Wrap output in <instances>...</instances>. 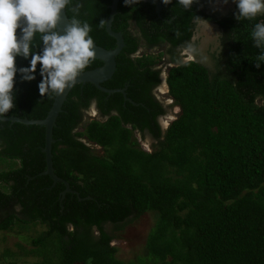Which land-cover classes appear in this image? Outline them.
Masks as SVG:
<instances>
[{
	"label": "trees",
	"instance_id": "1",
	"mask_svg": "<svg viewBox=\"0 0 264 264\" xmlns=\"http://www.w3.org/2000/svg\"><path fill=\"white\" fill-rule=\"evenodd\" d=\"M159 2L157 16L150 6L117 5L111 27L125 44L103 86L125 87L126 96L83 86L66 95L51 143L53 171L64 186L42 173L45 127L0 119V157L9 161L0 170V230L19 221L43 224L31 242L44 251V264H264V63L255 66L261 49L251 37L264 15L238 21L237 4L216 17L199 3L185 10L177 0ZM110 3L72 0L65 12L91 26L96 44L112 48L99 27ZM77 6L78 14L72 11ZM197 17L221 28L219 42L208 49L209 66L184 60L177 49L189 44ZM33 44V52H42L39 33ZM165 54L174 64L166 83L179 114L163 132L158 117L166 109L152 91L161 82L157 63ZM30 60L17 56L18 69ZM101 64L94 60L84 70ZM40 67L32 81L17 73L15 108L6 117L46 116L54 95L41 97ZM93 100L105 119H83ZM135 130L147 131L154 149L140 148ZM147 211L157 217L146 253L117 258L105 224L122 231Z\"/></svg>",
	"mask_w": 264,
	"mask_h": 264
},
{
	"label": "clouds",
	"instance_id": "2",
	"mask_svg": "<svg viewBox=\"0 0 264 264\" xmlns=\"http://www.w3.org/2000/svg\"><path fill=\"white\" fill-rule=\"evenodd\" d=\"M138 2L139 0H124L126 5H135ZM162 2L169 5L172 0ZM223 2L227 4L228 0ZM235 2L238 8L235 19L238 21L254 20L258 15H264V0ZM177 3L185 10H190L198 0H177ZM71 4L72 0H0V119L15 108L14 85L18 72L22 80L32 81L36 78L35 72L39 64L40 75L43 77L38 85L41 97L59 96L67 87L74 86L78 76L96 59L94 40L90 35L92 28L87 22L73 18L64 26L61 34L58 25L63 21L62 10H67ZM72 11L78 14L79 7H73ZM104 26L105 20L101 19L99 27ZM37 33L40 34L43 44L42 52L32 50ZM251 37L254 46L261 49L255 59V66L259 68L264 63V22L254 25ZM17 56H31L30 66L18 69ZM169 64L166 65V62L162 61L157 65L161 73L163 68L167 67L163 72L166 77L168 68L174 65L171 62ZM159 85L160 83L157 86ZM165 87L168 93L167 85ZM154 96L158 99L157 94ZM170 101L173 102L171 96ZM163 105L165 107L164 103Z\"/></svg>",
	"mask_w": 264,
	"mask_h": 264
},
{
	"label": "rangeland",
	"instance_id": "3",
	"mask_svg": "<svg viewBox=\"0 0 264 264\" xmlns=\"http://www.w3.org/2000/svg\"><path fill=\"white\" fill-rule=\"evenodd\" d=\"M208 3H212L211 0H207ZM222 5H219L220 3ZM213 4L212 7L219 9L220 12L229 11V6H233L235 0H228V3L225 4L223 0H218ZM232 3V4H231ZM231 4V5H230ZM228 8V9H227ZM205 26L204 30H202L203 37H200L197 42V52L193 54V47L184 46L183 51L181 52L185 56L183 59H198L202 61L206 65H211V59L209 56L208 48L211 50L215 48L217 43L219 42L220 30L214 24H203ZM217 42V43H216ZM206 46H209L206 48ZM159 49L164 48H155L150 49L153 53H157ZM186 49V50H185ZM142 48H140V51ZM139 51V52H140ZM185 53V54H184ZM164 61L166 65H170L168 62V56L165 54L158 61L157 65ZM167 67L163 68V71H166ZM154 93L157 94L158 99L161 100L165 104L166 112L160 118L162 122L167 123L171 121L174 117L179 114V107L174 105L173 102L170 101V96L167 93V88L164 84H160L154 89ZM87 113L85 114L86 120L91 118L103 120L105 117L99 115L98 112L92 110L91 108L87 109ZM79 130L82 128L79 127ZM133 137L137 138V144L140 148L151 151L154 149V144L156 141L149 135H141L139 132L134 131ZM96 151L99 154H104V151L101 147L96 145ZM9 162L5 160V157H0V170H2L1 166L5 163ZM16 209H19L18 206ZM1 213V212H0ZM156 213L153 211H147L139 215L138 217L133 218L130 222H128L122 231H118L114 229L112 224L106 223L105 229L113 234L115 237L111 240L110 244L116 248L115 255L117 258L123 261H129L135 259L137 256L144 255L146 253L145 250V240L149 230L153 227L156 221ZM45 229V226L39 222L37 223H24L18 222L15 223L12 229L10 230H0V264H39L45 263V255L42 249H37V246H34L31 242L33 237L40 234ZM50 248V246H48ZM53 249L57 252V248L54 245ZM54 252V251H53ZM56 259L57 253H52V257ZM51 264V263H46ZM80 264V263H76Z\"/></svg>",
	"mask_w": 264,
	"mask_h": 264
},
{
	"label": "water",
	"instance_id": "4",
	"mask_svg": "<svg viewBox=\"0 0 264 264\" xmlns=\"http://www.w3.org/2000/svg\"><path fill=\"white\" fill-rule=\"evenodd\" d=\"M122 0H111V3L109 5L108 12L105 17V26L103 27L104 32L108 37H110L114 43L115 46L112 48H105L101 45H98L94 42L95 49H96V61L102 62L101 65L96 66L91 69L83 70V72L78 76L77 83L74 86L67 87L65 92L59 96L54 95L53 101L51 104V107L49 108L46 116L44 118L40 119H30L27 117H18V116H5L1 120H8L11 123L12 122H21L22 124L28 125V126H44L45 127V139H44V146L42 147V152H44V158L46 162V167L42 171L44 174H48L52 179L53 182L58 181L60 184V180H62L60 177H58L54 171L52 166V159H51V143L55 140L52 137L53 127L55 125V119L58 115V113L61 111L63 101L66 98V95L74 88H77L79 86L83 87H96L103 92L112 95V94H118L123 93L124 96H126L125 87L122 88H114V89H108L103 86V83L106 82L109 78L112 77V74L115 71L116 68V60L115 57L118 55V53L123 49L124 47V39L122 36L121 31H114L111 27L114 15L117 10L118 3ZM147 1V2H146ZM137 5H143V6H150L152 7L155 15L156 12L159 13L161 9V4L159 0H139ZM155 6V7H154ZM63 15V21L58 27L61 29V34H63V28L68 23L71 22V20L67 17L65 10H62ZM157 16V15H156ZM140 51V48L137 52ZM161 82L160 84L167 85L166 83V75L164 73L160 74ZM119 91V92H115ZM154 94V90H153ZM155 95V94H154ZM156 97V96H155ZM157 98V97H156ZM91 109L95 110V101L93 100L90 105ZM159 117V122L161 124L162 131L166 129V127L169 125L167 122H162ZM176 118V117H174ZM173 118V119H174ZM63 185V184H62ZM66 188L63 191V194L69 190L68 184L65 182ZM64 186V185H63Z\"/></svg>",
	"mask_w": 264,
	"mask_h": 264
},
{
	"label": "flooded vegetation",
	"instance_id": "5",
	"mask_svg": "<svg viewBox=\"0 0 264 264\" xmlns=\"http://www.w3.org/2000/svg\"><path fill=\"white\" fill-rule=\"evenodd\" d=\"M218 0H211V2L212 3H208V1L207 0H198V3H199V6H200V8L205 12V13H207V14H212V15H215L216 17H220V16H224V15H226L229 11H231V10H234L235 9V6H236V2L233 4V6H229V11H227V12H220L219 11V9H217V8H215V7H212L213 6V4L215 3V2H217ZM219 2V1H218ZM220 3V2H219ZM232 4V3H231ZM230 4V5H231ZM219 5H222L221 3L219 4ZM228 9V8H227ZM194 23H195V25H194V32H193V34H192V37H191V39H190V42H189V44L188 45H186V47L187 46H190L191 45V48L193 47V54H195L194 53V50L195 49H197V42L199 41V39H200V37H203V36H206V35H203V31L202 30H204V28H205V26H203V24H207V23H210V24H214V25H216L217 26V28H219V30L221 31V28L219 27V25L216 23V22H213V21H211V20H207V19H198V20H195L194 21ZM220 34H221V32H220ZM217 43V42H216ZM209 46H206V48H208ZM179 51H180V54H181V50H183L184 49V46H179L178 48H177ZM209 49V48H208ZM207 49V50H208ZM155 97V96H154ZM156 98V97H155ZM157 99V98H156ZM158 100V99H157ZM95 101V100H94ZM162 105H163V103L160 101V100H158ZM91 105V104H90ZM164 106V105H163ZM89 109L91 108L90 106L88 107ZM87 108V109H88ZM87 109H84L83 110V119H85V117H86V115L85 114H88L87 113ZM95 112H98L99 113V115L100 116H102L101 114H100V112H99V110L97 109V107H96V101H95ZM165 114V113H164ZM164 114H162V115H164ZM103 117V116H102ZM158 122H159V117H158ZM159 124H160V122H159ZM160 127H161V124H160ZM162 129V128H161ZM136 131V130H135ZM137 132H139V131H137ZM140 133V132H139ZM141 135H145V134H149L147 131H145L144 133H140ZM150 135V134H149ZM151 136V135H150ZM152 137V136H151ZM153 138V137H152ZM154 139V138H153ZM155 140V139H154ZM156 141V140H155Z\"/></svg>",
	"mask_w": 264,
	"mask_h": 264
},
{
	"label": "crops",
	"instance_id": "6",
	"mask_svg": "<svg viewBox=\"0 0 264 264\" xmlns=\"http://www.w3.org/2000/svg\"><path fill=\"white\" fill-rule=\"evenodd\" d=\"M186 50V49H185ZM183 50H181V52H182Z\"/></svg>",
	"mask_w": 264,
	"mask_h": 264
}]
</instances>
